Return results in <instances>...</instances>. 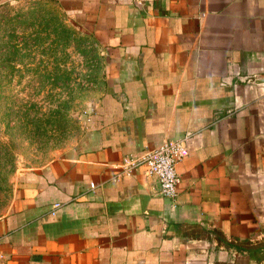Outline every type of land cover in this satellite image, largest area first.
I'll return each mask as SVG.
<instances>
[{"label": "crops", "instance_id": "1", "mask_svg": "<svg viewBox=\"0 0 264 264\" xmlns=\"http://www.w3.org/2000/svg\"><path fill=\"white\" fill-rule=\"evenodd\" d=\"M54 1L104 49L106 88L82 150L17 180L0 264H264L236 250L264 247V0ZM187 133L175 200L114 180Z\"/></svg>", "mask_w": 264, "mask_h": 264}, {"label": "rangeland", "instance_id": "2", "mask_svg": "<svg viewBox=\"0 0 264 264\" xmlns=\"http://www.w3.org/2000/svg\"><path fill=\"white\" fill-rule=\"evenodd\" d=\"M106 58L57 1L0 6V218L19 178L82 150L106 88Z\"/></svg>", "mask_w": 264, "mask_h": 264}, {"label": "built area", "instance_id": "3", "mask_svg": "<svg viewBox=\"0 0 264 264\" xmlns=\"http://www.w3.org/2000/svg\"><path fill=\"white\" fill-rule=\"evenodd\" d=\"M251 81L247 79V82ZM189 137L190 135L187 133L181 139L165 141L140 156H125L114 180L118 181L123 177L133 175L136 171H142L145 177L157 182L162 197L175 200L180 184L177 167L186 155L185 149ZM57 208L59 205H54L53 211Z\"/></svg>", "mask_w": 264, "mask_h": 264}, {"label": "trees", "instance_id": "4", "mask_svg": "<svg viewBox=\"0 0 264 264\" xmlns=\"http://www.w3.org/2000/svg\"><path fill=\"white\" fill-rule=\"evenodd\" d=\"M226 245H228V246H232L231 244H226ZM236 250L237 251H246V253H247V255L249 256V258L250 259H253V260H255V261H257V262H260L261 261V256H263L264 255V247H261V246H259V248L258 249H255V251H251L249 248H239L238 246H236ZM262 253V254H260L258 257H256V253Z\"/></svg>", "mask_w": 264, "mask_h": 264}]
</instances>
